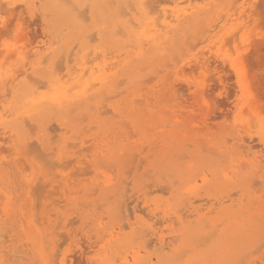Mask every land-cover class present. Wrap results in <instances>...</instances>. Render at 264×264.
Returning a JSON list of instances; mask_svg holds the SVG:
<instances>
[{"label": "rangeland", "instance_id": "374dc122", "mask_svg": "<svg viewBox=\"0 0 264 264\" xmlns=\"http://www.w3.org/2000/svg\"><path fill=\"white\" fill-rule=\"evenodd\" d=\"M1 1H0V4L3 5L4 3H2ZM66 1H68V0H66ZM178 1L180 2V0H178ZM181 1L183 2V0H181ZM197 1H198L197 3H200V4L202 2V0H197ZM207 1L208 0H203L202 3H204V2L206 3ZM241 1H243V0H241ZM183 3L184 4H181V2H180L181 6H185V4H187L186 2H183ZM256 4H259L261 6L256 5ZM256 4H255L256 7L252 4L249 5V6L252 5L254 8L253 7L249 8L248 6L245 5L246 11L249 12V13H247L246 11L244 12V14H245L244 17L246 19L243 18V16H242V18L240 20H238L237 22L235 21V23L233 22L234 24H236V26H237V23L239 26H241L240 24L243 22V20L244 19L247 20V21L244 20L243 23L244 24L246 23L247 27L249 25L248 28L250 31L248 32V34L244 33L245 37H247V35L250 36V37L248 36L247 38H245L246 40L249 39L248 41H246L245 39L243 41H241L240 35L238 37V34H236L237 36L235 35L234 38L238 37L239 39L238 38H236V39L239 43L237 41L236 42L234 41L236 39L232 40V38L229 36L228 37L231 40L230 39L228 40L227 36L225 37L226 38V40H225V38H223L224 36L222 35L223 33L217 32L216 38L214 39L215 43L212 42L213 40L211 42L206 41L205 43L198 44L197 46H194L193 48L188 49V45H189L188 41H191V40H186V39H189V38H186L185 40H182V41L180 40L174 49L164 53L165 55L163 54L162 55L163 57H161L160 60L159 59L149 60L146 64L147 66L144 67L143 65H145V64L142 65L143 68H140L141 65L140 66L138 65L140 69L138 68L136 63H133L131 70L129 72L130 73V79L129 80L126 78H122L125 80H121L119 78V80H121L122 82L117 81V86L115 85L113 91H111L108 94H104L101 98V101H100V99L95 100V102L100 101L101 103L103 101L102 104L105 105V106L104 105L102 106V104H100V106L103 107V109L101 108V110L104 112H103V114L99 115L98 116L99 118L95 119V121L89 119V117L87 116V112L84 110L83 107H79L75 110H72V113H71L72 115H70L71 117H77L76 121H72V119H69V118L67 119L69 121L68 126H72L73 124H76L77 129L74 130L73 128L69 127V128H67V130L64 129L63 131H61V129H63V127L65 128V126H60L59 125L60 121L58 120L57 114H53L50 117L51 121H50V119L46 120L45 125L41 127L42 132L40 133V128L37 124H35L34 122L31 123V121L29 119L24 118L26 120H24L25 123L23 122L22 124L27 125L26 127L25 126H23V127H24V129L26 128V130H25L26 138L27 139L29 138L27 140V142H28L27 145H28L29 149H30V147H32L31 151L29 150L27 152V149H26V151L24 152V155L26 158L29 156L27 158V160H28V162H30L32 164V166L35 165L33 167L34 170H35V167H37L36 171H34L31 166H29V167L27 166L28 163L26 160L25 161L21 160V158L25 159L24 155L19 156L20 157L19 159H18V157L13 159L12 157H16V156L14 155V151L11 149L10 144L8 143L9 141L6 138L7 135H5V136L0 135L1 136L0 139L2 138L0 140V154H1L0 155V192H1L0 204H2V207H3V204H5V202H6V200H4V199H6L5 198V192L7 191L10 194L12 193L10 195L11 196L10 198L12 199V201H11L12 204L16 206L15 208L19 207L18 211H16L14 217L11 219L6 218L4 215L1 216L2 213L0 215L1 216L0 222H2L1 220L3 219V217H5L7 220L5 222V219H3L5 226L3 225V222H2L3 226L0 224L2 226V227H0L1 228L0 233H2V236H4L7 233H8V236L10 235L9 238L6 235L5 236L7 238L5 236L2 238L3 239L5 238L4 241L5 242L7 241L6 244L11 245V243H13V247L15 246V249L10 247L12 252H14V253H12V252L10 253L12 257L10 258V254H8L9 259H7V256H6L5 260H7V261L15 260V261H18L19 264H35V263L36 264H45V262L41 263L37 260L35 254L33 253L34 250H33V247L31 246V244L28 243L29 245L28 244H27L28 246L26 245V242H25L26 238H24L25 236H23V235H25L24 232H25V229L27 228L25 226H27V225H24L25 222L22 218L24 216L26 218V213H27L26 210L27 209H25V206L24 207H20V206H22L23 205L22 203L25 202L22 200H24V199L26 200L28 197L25 194H23L24 188H23V183H22L21 178L24 177L23 176L24 174L29 176V174H28V173H30L29 170L31 172L34 171V174L36 175L35 177L38 178L37 175H38V173H40V170H42L40 168H42V166L43 167L46 166L45 170H43L45 174L42 173V171H41L42 175L43 174L46 175V173L50 172L51 170H55V171H51L50 173H48L49 178H48V176H46V178L47 179L52 178L51 180H54V176H58V178L56 177L57 179L55 178L56 182L53 183L52 185H55V184L59 185V183L62 184L64 181V180H62L63 177L65 178V181H66V179H68V181H66L65 183H63L64 185H62V187L64 186L66 190L68 189V186H67L68 184H71L73 186L77 185V187L76 186L73 187L74 189L72 187H70V189L72 188V193L70 192L71 190L69 189V192L71 195L70 196V195H66V194H68V191H66L67 193L65 192L66 194L64 193V191H65V190L63 191L64 187H63V189L61 186L56 187V185H55L56 188L55 187L52 188L53 186L51 187L48 185L46 187L45 186L46 184H44V183H47V181L42 178L43 182L41 181V183H40L39 179H38V182L36 180L37 183L34 182V184H33V187L37 186V188L34 187L33 191H30L31 193L29 196V200L26 201L27 204H28V202H30V200H33V203L35 202L34 205L32 203L31 208H32V212L34 211L32 214L34 216L35 222H36V224H38L36 226L39 227V225H40V227H39L40 230H45V232L48 234V236L46 238L47 240L45 239L46 242L48 240L53 241L51 246H50V250L51 249L53 250V255H54L52 258V260H53L52 264H53V262H55V264L56 263L60 264L61 259L64 256H65V258H67L65 260L64 264H66L67 261H68V264H70V263L72 264L73 261H74L73 264H81V262L83 261L82 259L79 258V256L81 257V254H80L81 252L84 254V256L86 254L87 257L85 256V258L92 259L94 261V262H92L93 264L96 263L95 261L100 263L101 261H99V260L105 259V255L108 253V250H107V248H105L107 253H105L106 251H104V250H103V253L100 252V250H102L100 248V246H102V244H101L102 242L100 243L99 242L100 239L96 238L97 236H96L94 230L95 229L97 230L98 229L97 227H105V228H111L112 226L116 227V226L120 225L122 222L123 223L121 224V226L123 228L122 227L121 228L124 229V230H122V232L124 234H130L132 227H139L141 224H144V225L151 226V228L153 230H155V232L158 231L159 233H162V235L165 234V237H166L165 243H167V242H169L170 244L176 243L175 245H172V247H174L176 250V252H175V250L173 249L174 253L172 254V250L171 251L169 249L167 250V248H165V250H160L159 244L154 242V241L152 242L151 240H154V239H153V237L151 238L149 236L148 240L151 242L149 243V241H148V244H150V245L145 246L147 248H145L144 251L141 250L140 252L146 260H148V259L151 260L150 264H165L166 258L170 257V256L173 257L174 261H176L178 264H200L201 262H203V264H204L205 262H207V260H209V261L212 260L211 258L213 256V254L215 256L217 255V258H219L220 257V255H218L219 249L223 248L227 243L232 242L233 240L238 244V251L235 254V255H237L236 260L232 259L233 254H231L230 250L227 248L224 250L225 258H224V262L222 264H230V262H235V261L237 262V261H241V260H243L244 264H255L256 262H258L257 264H264V260H263L264 259V126H262L264 124V92H263L264 91V52L262 53L261 42H260V37L262 34H264V28H262V26L260 25L261 24L260 21L262 20V16H264V14H263L264 9L262 7L264 5V0H259ZM257 7H259V10ZM251 9L253 10V12L249 11ZM0 10L3 11V8H1ZM255 10H257V11H255ZM81 11H83V10H81ZM260 11H263V12H261V15L263 14L262 16L259 13ZM24 12L26 13V10ZM84 12H85L84 14H87V16L89 17L88 8L85 9ZM19 13L20 12L17 11V14H18V15L16 14L17 18H18V16H20ZM250 13L253 14V15L251 14V16H250L251 19H250V17L246 16L247 14L250 15ZM256 13H258L257 14L258 16L256 15ZM37 14L38 13H35L36 16L34 15L33 16L34 19H33V18H28L29 16H26L27 15V13H26L25 16H21V17H23V20L21 22H25V25H28L27 27H25V28H27V30L25 29L26 32L29 29L31 30V31L30 30L28 31L29 33H27L26 34L27 36L25 35V37H28V35H29V37H28L29 40H30V38L33 37L30 41L27 38V41H29V42H27L26 39H24L23 41L27 42V44L28 43L31 44V47L34 46L35 48L37 47L36 49L39 48V50H40L39 46H41V45H42L41 46L42 48L47 47V45L49 44V37L48 36H47V38L43 37V35L46 36L47 32L45 31L46 34L45 33L42 34V32H44V30H46V29H44L42 31V28H40V27L44 26V24L42 26L39 25V24H42L43 22L41 21V18L40 19L36 18ZM254 14H255V16H254ZM38 17H40V15ZM252 18H253V20H252ZM34 20H35V23H34ZM248 20H250V21H248ZM25 25H23V26H25ZM30 25L32 27H29ZM34 27L35 28L38 27L40 29H38V28L35 29ZM45 27H43V28H45ZM233 27L237 28V27H235V25H233ZM23 29H24V27H23ZM48 29L49 28H47V31H48ZM238 29L239 28H237V30ZM32 30H33V32H32ZM237 30H236V33H237ZM92 32H95V31L91 30V32H89V33L91 34ZM33 33H35V34H33ZM245 34H247V35H245ZM21 35H22V33H21ZM94 36H95L93 38L94 40L88 39V41L92 40L95 42L96 41L95 38L97 37L96 32L94 33ZM19 37H20V35H19ZM21 37L25 38L23 36H21ZM220 37H222L225 40V44H222L224 42H223L222 38H220ZM118 38H117L118 40L123 39L122 37H118ZM219 38L222 41L221 43L219 41ZM253 38H254V40H253ZM33 39H36L37 41H34ZM255 39H257L256 42H254ZM250 40L252 41L251 42L252 46L250 45ZM185 41H187V42H185ZM216 41H218L217 42L218 44L216 43ZM24 42H23V44H22V40H21V43L20 42L19 43L13 42L15 44L14 45L15 48H14V46L11 48H6L5 51H7L8 49L9 50L10 49L11 50L18 49L17 48L18 46L21 48L24 46ZM94 42H93L94 46H92L91 43L89 42L91 47H96V46L100 47L102 45V43H99L100 40L98 38H97V42H95V43ZM231 42L235 45V47L238 46L240 49V53H241L240 55L241 56H239V58L242 57V59L238 58L237 59V60H239L238 63L236 61V56H235L236 50H235V47L233 46V44ZM0 43L2 45V46H0V55H1V53L5 49V46H4L3 40H0ZM212 43L215 44L213 46L214 48L211 47L213 45ZM229 43H231L232 48L230 46H227V44L230 45ZM27 44H25V45H27ZM247 45H250L251 48L258 47L261 50L260 51L261 55H260L258 61H256L257 58L255 57V54L253 53L254 48L251 49L250 46H247ZM179 46L180 47L182 46V47L179 48ZM219 46L221 48H223L224 50H226V48L228 49V47H229V49L226 52L222 53V51L219 50L220 49ZM223 46H225V47H223ZM241 47H242V49H241ZM248 47L250 48V50ZM182 48L184 50H182ZM217 48H219V49H217ZM211 49H212V52H211ZM230 49H232V50H230ZM9 50H8V52H9ZM41 50H43V49H41ZM215 51H217V53L219 52L218 55L222 54L221 57L226 59V61H228L230 63V65H228V64L220 65L221 63L217 60H216L217 62L215 63L216 58H215V55H213V52L215 54ZM198 52H200V54H198ZM205 52H207V54ZM209 52H211V53H209ZM6 53L7 52H5V54ZM201 54H203V55H201ZM233 54H234V56H233ZM7 55H9V54H7ZM111 55H114V53H112V51H111ZM173 55H175V57ZM176 55H177V57H176ZM2 56H5V55L2 54ZM6 56H5V58H6ZM199 56L202 57L203 60L206 58L205 60L207 61V64L210 63L212 67L209 64V68L207 69V71L206 70H204V71L198 70V69L194 70L195 67L192 65L194 64L195 59L200 60ZM209 56H210V58L212 56L211 61L209 59H207V58H209ZM244 56H245V58H244ZM11 58L9 60H11ZM15 58L14 59L12 58L13 59L12 61H14L13 64L16 65L18 62ZM174 58H175V60H174ZM190 59H191V61H190ZM192 59H193V61H192ZM3 60H4V57L0 59V64L3 63L2 65L6 66V64L8 62L5 64L6 59L4 60L5 62ZM98 60H99V58L97 59V61ZM162 60H164V61H162ZM159 61H160V64H158ZM241 61H243L241 66L244 65L243 67L244 68L246 67L245 69L243 67L241 68L239 66ZM9 62H11V61H9ZM59 62H61V61H59ZM164 62H166V64H164ZM185 62H187V63H185ZM218 62L220 64H218ZM245 62H246V64H245ZM71 63L72 62H70V64ZM234 63H237V64L234 65ZM10 64H12V63H10ZM8 65H9V63L7 64V66ZM19 66H21V65H19ZM62 66H63V68H62L63 71H60V72L65 71L64 70L65 69L64 63L62 64ZM190 66H192L194 69L191 68L193 70H190V68H189ZM178 68L179 69L184 68L185 73L188 72L189 75L186 74L187 76L185 75V77H184V75L182 77H179V75L181 76L180 72L184 73V69L182 70L183 71L182 72L181 70H178ZM187 69L191 72H189ZM240 69H241V72H240ZM175 70H178L179 75H177V71H175ZM208 70H209V72H208ZM194 72H195V74H194ZM238 73H239V75H238ZM192 74H193V76H192ZM197 74H198L199 78H201V79H197L198 78ZM194 75H196L197 77ZM207 75H208V77H207ZM191 76H192V79H194L193 82H192V79L190 78ZM240 76L241 77L244 76L245 79L244 78L241 79ZM217 77L222 78L221 80L223 81V84H220L218 82ZM210 78H211V80H210ZM212 78L214 81L212 80ZM214 78L215 79L217 78V79L215 80ZM239 78H240V80H243V83L244 82H246V83L243 85L242 81H240ZM173 79H174V81H173ZM255 79H258V80H255ZM178 80H180V82ZM204 81H206V83H207L205 86H206V89H208V90L205 91L204 96L200 97L199 91L202 87H204V84H205ZM250 82H251V86H250ZM258 82L260 84V88H259ZM173 83H175V84L173 85ZM182 83H183V85H181ZM118 84H120V85H118ZM149 84H150V86H149ZM161 84H162V86H161ZM247 84H248V89L250 91L247 90V86H246ZM252 84H253V86H252ZM170 85H171V88H170ZM172 85L174 87L177 86L176 89H179V87H180V90H182V91L175 90V88ZM199 85H201V86H199ZM224 85H225V87H224ZM234 85H235V87H234ZM189 86H191L192 88L189 89L190 88ZM172 87L174 88V90L172 89ZM252 87H253V89H252ZM142 88H145L146 90H143ZM168 88L172 89V90H168ZM198 88H200V89H198ZM41 89H42L41 91L45 90L42 88V86H41ZM165 91L167 94L165 93ZM174 91H175V94H174ZM184 91H186V92L184 93ZM212 91H214V92H212ZM124 92H126V93H124ZM169 92H170V94H172L171 96H170ZM196 92H197V94H196ZM122 93H124V94H122ZM250 93H252V94H250ZM160 94H162V96L163 95L164 96L162 97V96H160ZM173 94H174V97H173ZM183 94H185L186 96ZM253 94H254V96H253ZM134 95H135V97H133ZM195 95L198 96V98ZM250 95L255 97V98H251ZM159 96L162 98L159 99ZM180 96L182 98H180ZM226 96H227V98H230V99H227ZM175 97H177V98H175ZM137 98L139 100H141V99L142 100L138 101ZM167 98L169 100H167ZM195 98H197L199 100L198 104H197V99H195ZM249 98L251 99V101H253L252 103L250 101H245V100H248ZM132 99H136L138 101V102L135 101L136 104H139L141 106H138L136 104L133 105L134 100L132 101ZM170 99L172 101H170ZM105 100H106V102H104ZM205 100L208 103L205 102ZM216 101H218V102H216ZM141 102L143 104H141ZM247 102H250L249 104H250V106H252L251 108L256 107L255 111H253V109H251L248 106L249 104H247ZM256 102H257V104H256ZM245 104H247V106ZM148 105H150V106H148ZM254 105H255V107H254ZM154 106H156L157 108ZM244 106H245V108L242 109V107H244ZM143 107H144V111L142 112L141 110L143 109ZM128 108H130V110ZM131 108H132V110H131ZM207 108H209V110H207ZM258 108H259V110H258ZM109 109H110V111H109ZM139 109L141 112L138 111ZM213 109H215V110H213ZM241 109H242V112H241ZM246 109L250 110L249 113ZM90 110L93 111V107H91ZM106 110H108L109 112H107ZM221 110H223V111H221ZM102 111H101V113H102ZM208 111H210V112H208ZM258 111L262 114H260ZM225 112H226L227 116H226ZM246 112L248 114L251 113L250 116L247 115ZM107 113H109V114H107ZM144 113L150 115V120H144L145 122L141 121L145 117ZM243 113L246 114V117H245V115H243ZM257 113H259V114H257ZM80 114H81V117H79ZM151 114H152V116H151ZM206 114H208V116H206ZM142 116H144V117H142ZM212 116L214 119L212 118ZM248 116L251 119H249ZM153 117L155 119L151 120V118H153ZM223 117L224 118L227 117V119H224ZM252 117H254V118H252ZM137 118L140 120L139 123H138ZM217 118H219V120ZM169 120H171V122H168ZM227 120H229V121H227ZM252 120L254 121V123H252ZM26 121L28 122L27 124H26ZM47 121L49 122V124L47 123ZM156 121H158V122H156ZM32 124H34L35 127ZM158 124H159V127H157ZM163 124L165 125V127H162V126H164ZM166 125H167V127H166ZM211 125H213L214 128L211 127ZM249 125H250V127H249ZM91 126H94V127H91ZM175 126H178V127H175ZM253 126H256V127H253ZM45 127H49L48 130L49 131L51 130V131L48 133V130ZM132 127H134V128H132ZM30 128H31V130H29ZM44 128L46 130H44ZM136 128L138 130H136ZM178 128H179V130H178ZM78 129H81V131H79ZM174 129H176L177 131L176 130H175L176 132L173 131ZM170 130H172L171 133H170ZM53 131H54V135H53ZM44 132H45V134H44ZM174 132L176 134H179V135L175 134L176 135L175 136L173 134ZM181 132H182V135L180 134ZM183 132H186V134ZM196 132H198V133H196ZM0 133H1V131H0ZM99 133H101V135ZM132 133H135V134H132ZM30 134H32V135H30ZM40 134H43L44 135L43 138H45L44 147L46 148V146H48L51 148L49 151L47 150L48 152H46L47 148L43 149V148L39 147L40 145L38 143L39 142L38 138L40 137ZM188 134L190 137L187 136ZM191 134H193L194 136ZM195 134H196V136H195ZM79 135H80V137H79ZM133 135H134V137H133ZM173 135L175 136V138L173 137L174 140L169 139V140H165L163 142H158L159 138H161L162 136H163V138H167V136H173ZM131 136H132V138H131ZM179 136H182V138H180ZM191 137L193 139H195L196 141L194 142V140ZM4 138H6V139H4ZM80 138L85 139V140L88 138L94 139L92 142L96 145V148L89 150L90 147L92 148V146H90V143H92V142L86 143L85 145L82 146L83 147L82 148L80 145ZM242 138H243V141H242ZM50 139H51V141H50ZM63 139L66 141L65 144L62 141ZM148 139L150 141H148ZM251 139H252V141H251ZM3 140H7V141L2 142ZM152 140L156 141L157 143L154 142V143L149 144V142H152ZM31 141L32 142L35 141V143L31 144ZM50 142L54 143L53 148L55 150H57V152H54L55 150L52 148V143H50ZM177 142L179 144L178 147L173 148L175 146V144H177ZM66 143H70L71 145L67 144L68 145L67 146ZM74 143H76V144H74ZM192 143H193V146H192ZM194 143L195 144L197 143V144L195 145ZM242 143H244V144H242ZM35 144L37 145V147H34V146H36ZM73 144L75 146H73ZM57 145H58V147H57ZM187 145H188V147H187ZM247 145H249V146L252 145L250 151L248 149H246ZM258 145H261V146L258 147ZM64 146H65V148L67 146V149H64L63 155L62 154L58 155L61 152L60 148H64ZM79 146H80V148H79ZM85 146L86 147L89 146L87 148L88 150H86ZM155 146L157 148H154ZM189 146H192L193 152H192V150H190L191 147H189ZM72 147H74V148H72ZM144 147H146V148L144 149ZM198 147H199V149L201 147V150H199ZM2 148L5 149V150L3 149V151H5V152H2ZM6 149L10 150V151H7ZM38 149H40V151H42V152L44 150L45 152H43V153H49L50 152V154L48 155V157H47V155L45 156L43 153H42L43 154L42 155V154H40L41 152L38 151ZM80 149L82 151H79ZM76 150H78L79 152H75ZM83 150H85V151H83ZM166 150H168V151H166ZM202 150H204V151L201 152ZM212 150H214V151H212ZM256 150L258 153L256 152ZM90 151H92V153ZM242 151H243V153H242ZM32 152H33V155H31ZM34 152H35V154H34ZM67 152H68V154H67ZM165 152H167L168 155H165L167 157L164 160V157H165L164 153ZM210 152L214 153L215 155L214 154L212 155V153H210ZM2 153H3V156H2ZM4 153L6 154V156H7V154H9L7 157H9L10 155L11 156L13 155V156L12 157L10 156L11 158L10 157L7 158ZM25 153H28V155ZM36 153L38 154V156ZM74 153H76V154H74ZM157 153L159 156L157 155ZM184 153H186V156L183 155ZM248 153L250 155H248ZM51 154H53V155H51ZM77 154L82 155L88 161V163H91L92 166H94L92 168L89 167L90 169H92V171L89 168L85 169L83 173L76 171L77 169L74 168V165L72 166L73 163H71V162L73 161L72 158L73 157L76 158ZM149 154H150V156H148ZM68 155H69V158H68ZM173 155L174 156L177 155V157H174ZM33 156H35V157L37 156V158L39 156H42L45 158L47 157L46 159L47 160L50 159V160H49V162L46 160L48 162V164H46L44 161V158L41 157L40 158L41 162H39V161L36 162L37 158H34ZM62 156H64V159L61 158ZM162 156H164V157H162ZM171 156H173L174 158H172ZM184 156L186 158H184ZM188 156H190V157H188ZM258 156H259V158H258ZM60 158L63 159V161H61V163L63 162V164H61L60 160H58ZM176 159H178V160H176ZM15 160H16V162H13ZM37 160H39V158ZM64 160H66L68 162H66ZM38 162H39V164L41 163L40 165H42V163H43V165L40 167ZM52 162H55V163H53L55 166H56L57 162H59L57 164H61V165H59L60 167L56 166L57 167L56 168L52 164ZM13 163H17V165L13 164ZM44 163L46 164L45 166H44ZM13 165L18 166L20 168H24V172L19 173V171L21 169L18 170V167H15ZM49 165H51V166H49ZM25 166H27V167L25 168ZM62 166H63V168H61ZM138 169H140V170H138ZM59 170H60V172H59ZM89 170L92 173L89 172ZM16 171H18V173ZM25 171H28V172L25 173ZM21 172H22V170H21ZM69 173H70V175H69ZM72 173L73 174L78 173V175H76V177L74 176L75 178H73ZM20 174H22V175H20ZM41 174H39V175H41ZM89 174H90V176H89ZM42 175L39 177H42ZM106 177H110V178L114 179V180H112V185H113L112 187L111 186L108 187L106 185L107 184L106 183L107 182ZM204 177H206L205 179H207V180H205V179L202 180V178H204ZM86 179H87V181H86ZM105 180H106V182H105ZM67 182H69V183H67ZM80 182H81V184H80ZM252 182L254 184H252ZM66 183H67V185H66ZM149 183L150 184L154 183V184H152L154 187L152 185H150ZM164 183H166L165 186L168 187V189L165 186L162 187V185ZM41 184H43L42 185L43 188L45 186L44 190H41V189H43L42 187H41V189L39 188V186ZM97 185H99V186H97ZM191 185H192V188L190 187ZM9 187H11V188H9ZM106 187H108V190L106 189ZM148 187H150V188H148ZM193 188H194L195 192L193 191ZM220 188L225 189L224 192H222L223 195L220 192ZM46 189H50V190L46 191L48 193V195L45 192ZM58 189H59V191H58ZM79 189H80V191H79ZM154 189H155V191H154ZM158 189H159V191H158ZM163 189L165 190L164 193H163V191H161ZM36 190H39V191L37 192ZM91 190H93V191H91ZM49 191L51 193H49ZM75 191H77V194L74 196L72 194H75L76 193ZM124 191H126V192H124ZM146 191H147V193H146ZM7 192H6V195L8 194ZM44 192L46 193V195L48 197H46V195H44L45 194ZM90 192H91V194H90ZM92 192H94V193H92ZM133 192H135V193H133ZM182 192H183V194H181ZM59 193H61V195H59ZM233 193H234V195H233ZM227 194H228V196H227ZM87 195H89V196L87 197ZM12 196H13V198H12ZM34 196H36V197L34 198ZM73 196L75 198H77V199H74V201H72ZM1 197H3L4 199ZM59 197H60V199H59ZM133 197H135V198H133ZM189 198H191V199H189ZM195 198L198 200H196ZM218 198L220 199V201H222V202L224 201V202L221 203ZM227 198H228V200H226ZM37 199H39L38 202H37ZM61 199H62V201H61ZM193 199H194V202H193ZM200 199H203V201L202 200L200 201ZM204 199H205V201H204ZM209 199H211V200H209ZM213 199L215 200V202ZM50 200L52 201V203ZM76 200L77 201L79 200V201L77 204H74V202L75 203L77 202ZM195 200H196V202H195ZM206 200H208L207 203H206ZM218 201H219V203H218ZM41 202H42V204H41ZM64 202H65V205H64ZM186 202H187V204H186ZM26 203H24V204H26ZM36 203H38V204H36ZM66 203H68V205ZM137 203H139V206H137L138 205ZM45 204H48V205H45ZM121 204H122V206H121ZM221 204H223V205H221ZM36 206L37 207L43 206V208H41V210H40ZM142 206L145 208L142 209ZM176 206L178 209L176 208ZM21 208H23V211H20ZM44 208L46 209V211H43ZM117 208L121 209V211ZM174 208H176L177 210ZM192 208H194V209L199 208L198 210L200 212H202V213H200V215L204 216V217H200V216L194 217L193 216L194 212L193 213L190 212V211H192ZM144 209H146L145 210L146 212L144 211ZM187 209H188V211H187ZM38 210H40V212H38ZM0 211H1V209H0ZM118 211H120V213H122V212L123 213L120 214V213H118ZM126 211H130V212L128 213ZM174 211L176 214L173 213ZM210 211H212V212L210 213ZM24 212H26V213H24ZM48 212H49V214H48ZM72 212H74V213H72ZM178 212H180V213L178 214ZM39 213H42L43 218L40 217L41 214H39ZM130 213H131V215H130ZM19 214L22 215L21 218H20ZM43 214H44V216H43ZM81 214L83 215V217ZM128 214L130 215V218H129ZM147 214H148V216H147ZM182 214H183V216H182ZM186 214L187 215L189 214L190 216H192V217H188L190 220H188V218L186 219ZM225 214H227V215H225ZM248 214H249V216H248ZM45 215H47V218H48V215L49 216L54 215V216H52L53 218L49 217L48 219H44ZM78 215H79V217H78ZM123 215H124V217H123ZM177 215L181 216L182 217L181 219L182 220L184 219L183 222L184 223L186 222V223L185 224L184 223H182V224L178 223L176 218L179 216H177ZM36 217H38V218L36 219ZM71 217H73V219L75 218L74 221H72L73 219L71 220ZM147 217L149 219H146ZM193 218H195V219H193ZM197 218H200V220L204 218L205 220L203 219V221L200 222V220ZM39 219H41V220L44 219L45 221L44 220L41 221ZM154 219H155V222H154ZM233 219H235V221ZM51 220H52V222H51ZM75 220L76 221L78 220V221L76 222ZM94 220H96L95 221L96 223L94 222ZM175 220H176V223H174ZM186 220H188L189 222H187ZM195 220L197 222V226L195 225ZM21 221H23L24 223ZM57 221H60V222L58 223ZM98 221H99V223L101 222L103 225L100 224V226H99V224L97 223ZM169 221H171V222H169ZM244 221H245L244 225L247 226L246 227L247 231H245L246 233H241V231L237 230V227L240 228V226H242ZM48 222H50L51 225H50V223L48 224ZM56 222H57L58 226H56L57 228L55 229ZM22 223H23V225H22ZM42 223L43 224L45 223L44 224L45 227H42L43 226ZM209 223H211V224H209ZM232 223H233V225H231ZM65 224H67V225H65ZM129 224L132 227H130ZM218 224H220V225H218ZM171 225H174V227L172 226V230L174 229L173 230L174 233L170 229ZM181 225H182V229L180 230ZM188 225H189V228L186 227ZM217 225H218V227H217ZM23 226L25 227L24 232L22 229ZM183 226L186 228H184ZM201 226H202V228H201ZM226 227H228V228H226ZM4 228L6 229V231H4ZM190 228H194L195 230L191 231ZM224 228H226V229H224ZM115 229L117 230V228H115ZM10 230H12V232ZM252 230L256 231L255 241H253L254 238H251V234L249 233V231H252ZM168 231H170V232H168ZM182 231H184V233ZM71 232H72V234H70ZM204 232H207V233L204 234ZM62 233H64V234H62ZM171 233L175 234V235H173V234L169 235L170 237H174V236L176 237L175 242L171 241V239H173V238H170L169 236H167L168 234H171ZM180 233H182V235L179 237ZM99 234H101V233H99ZM185 234H187V235H185ZM201 234H202V236H201ZM59 235L61 238L62 237L63 238L61 239L59 237ZM196 235H198V237ZM175 237H174V239H175ZM178 237H179V240H178ZM181 237H182V239H181ZM187 237H190L188 239H190V242H192L191 244L193 247L192 246L187 247V248H184L185 249L184 250L182 248V245H183L185 240L189 241L188 239H186ZM259 237H261V238H259ZM90 238H92V239H90ZM168 238H170V239H168ZM8 239H11L10 243H8ZM242 239H244L245 241L242 242ZM83 240H84V243L81 242ZM177 240H178V242H177ZM0 241H1V239H0ZM89 241L91 243H93L91 246L94 248L89 247V243H90ZM179 241H180V243H179ZM206 241H207V243H206ZM190 242H188V243H190ZM218 242H219V244H218ZM14 243H15V245H14ZM97 243L101 244V245L97 246L98 245ZM103 243H104L103 244V246H104L105 242H103ZM177 243H179V244H177ZM193 243L195 245V248H194ZM212 243L214 244V246H212L213 245ZM79 244H81V245H79ZM259 244L260 245L262 244L263 246L261 245L262 246L261 247ZM20 245H23V247H21ZM70 245H71V247H70ZM95 245H96V247H95ZM210 245H211V247H210ZM256 245H257V248H256ZM59 246H60V248H58ZM203 246H205V248ZM206 246H208V248ZM72 247H73V249H72ZM104 247H106V245ZM104 247H102V248L104 249ZM187 249H189V250L186 251ZM73 250H74V252H73ZM256 250H258V251L256 252ZM20 251L23 253H21ZM93 251H95V252H93ZM253 251L255 253L252 254ZM19 252L21 254H19ZM203 252H205L206 254L204 253V255H202ZM4 253H6V252H4ZM104 253H105V255H104ZM182 253H185V255L181 256ZM13 254H15L16 256H14ZM57 254L59 256H57ZM103 255H104V257H103ZM198 255L201 258H199ZM181 257L183 259H181ZM194 257H198L199 259L197 261H195L197 258H194ZM203 257H204L205 261L202 259ZM75 258L80 259L81 261L77 262ZM70 259H72V261H70ZM215 259H216V257L214 258L215 263H213V264H217ZM128 260H131V259L129 258ZM84 261H86V260H84ZM84 261L82 264L86 263ZM13 262L14 261H12L11 264ZM7 263H4V264H7ZM92 263H90V264H92ZM132 263L133 262L131 260V264ZM8 264H10V263H8ZM15 264H17V263H15Z\"/></svg>", "mask_w": 264, "mask_h": 264}, {"label": "bare ground", "instance_id": "6f19581e", "mask_svg": "<svg viewBox=\"0 0 264 264\" xmlns=\"http://www.w3.org/2000/svg\"><path fill=\"white\" fill-rule=\"evenodd\" d=\"M1 1V0H0ZM241 0H208L206 3L204 2V3H202L203 2V0H202V2H201V4L200 3H197L198 1L197 0H183V2H186L187 4H185V6H181V4H184L181 0H180V2H181V4H180V2L178 1V0H68V1H66V0H14V2L15 3H18V4H20V3H31L32 5H33V7H32V9H27V8H25L24 9V11L26 10V13H27V15L26 16H29L28 18H33V16L35 15V13H38L37 14V17L36 18H38V19H40L41 18V21L43 22L42 24H39V25H43L44 24V26H42V27H40V28H42V31L44 30V29H46V30H44V32H42V34L43 33H45L46 34V32H47V34H46V36H44L43 35V37H46L47 38V36L49 37V44L47 45V47H41V46H39L40 47V50H39V48L38 49H36L34 46L33 47H31V44H27V42H29L32 38H30V40H29V35H28V37H25V35L27 34V33H29L28 31L30 30H28L27 32H26V30H27V28H25V27H27L28 25H25V22H22V29H21V33H22V35H21V33H19V35H20V37L21 36H23V37H25V38H20L19 37V35L18 36H16L15 38H14V41L13 42H15V43H21V40H22V44H23V40L24 39H26V41H27V38H28V40L29 41H27V42H24V46L23 47H17L18 49H14V50H9V52H8V50L7 51H5L6 50V48L4 49V53L2 52L1 53V57H0V59L1 58H3L4 57V60L6 59V62H5V64L8 62L9 63V65L7 66V64H6V66L5 65H2V64H0V131H1V133H0V135H2V136H5V135H7L6 136V138L8 139V143L10 144V147H11V149L14 151V155L16 156V157H12L11 155V157L14 159V158H17L18 157V159L20 158L19 156H23L24 155V152L26 151V149H27V152L30 150H32L31 148L32 147H30V149H29V147H28V142H27V140L29 139H27L26 138V135H25V130H26V128L24 129V127L23 126H27V125H25V124H22L23 122H24V120H26V119H24V118H27V119H29L30 121H31V123L32 122H34L35 124H37L38 126H39V128H40V133L42 132V129H41V127L42 126H44L45 125V122H46V120H49L50 119V121H51V115H53V114H57V117H58V120L60 121V123H59V125L60 126H65V128L63 127V129H61V131H63L64 129L65 130H67V128H73L74 130L75 129H77V126H76V124H71L72 126H68V123H69V121L67 120L68 118L69 119H72V121H76V119H77V117H71L70 115H72L71 113H72V110H75V109H77V108H79V107H83L84 108V110L87 112V116L89 117V119L90 120H94L95 121V119H97V118H99L98 116L99 115H101V114H103V112L104 111H102L101 110V108L103 109V105L104 104H102L103 103V101H102V103L100 102L101 101V98H102V96L104 95V94H108V93H110L111 91H113V89H114V87H115V85L117 86V81L118 82H122L121 80H125V79H122V78H126V79H130V70H131V67H132V64L133 63H136V65L138 66H140V68H143L142 67V65L143 64H145V65H143L144 67L145 66H147L146 64H147V62L149 61V60H153V59H159L160 60V58L161 57H163L162 55L164 54V53H166V52H168V51H170V50H172V49H174L176 46H177V44L179 43V41L181 40H185L186 38H189V39H186V40H191V41H188V49H191V48H193L194 46H197L198 44H202V43H205L206 41H209V42H211L212 40V42H214V39L216 38V33L218 32V33H220V32H222L223 34V38H225L226 36L228 37H231L232 38V40L233 39H236V38H238L239 37V35H238V37H236V38H234L235 37V35L237 34L236 33V30H237V28H240V26L238 25V23H237V26H236V24H234L235 23V21L237 22L238 20H240L241 18H242V16H243V18H245L244 17V12L246 11V8H245V5L246 6H248L249 8L250 7H253L252 5H254L255 7H256V5H259V4H256L259 0H243V1H241ZM257 1V2H256ZM2 3H5L6 2V0H2L1 1ZM169 2V3H168ZM240 2V3H239ZM256 2V3H255ZM168 3V4H167ZM250 4H252L251 6H249ZM256 4V5H255ZM1 5V4H0ZM38 5H39V7H38ZM84 5H91V6H94V7H89L88 8V14H89V18L91 19V23H90V25L87 27V28H83V27H81L78 23H77V21H76V19H75V16H76V12L72 9V7L71 6H79V11L80 12H82L83 14L85 13L84 12V10H85V8L83 7ZM263 5V4H262ZM66 6H68V7H66ZM259 6H261V5H259ZM38 7V8H37ZM263 7V9H264V5L262 6ZM2 8V7H1ZM0 8V9H1ZM248 8V9H249ZM254 8V7H253ZM258 8V10H259V7H257ZM245 9V10H244ZM81 10H83V11H81ZM0 11H2V10H0ZM249 11H252L253 12V10L251 9V10H249ZM255 11H257V10H255ZM40 12V13H39ZM247 12V11H246ZM261 12H263V11H260L259 13H260V15H261ZM247 13H249V12H247ZM17 14V13H16ZM20 14V13H19ZM251 14L252 13H250V15H246V16H248V17H250L251 16ZM258 13H256V15H257ZM263 14H264V12H263ZM262 14V15H263ZM18 15V14H17ZM40 15V17H38ZM87 15V14H86ZM253 15V14H252ZM261 15V16H262ZM36 16V15H35ZM235 16V17H234ZM254 16H255V14H254ZM253 16V17H254ZM258 16V15H257ZM94 17V19H92ZM264 16H262V18H263ZM20 18V19H19ZM22 18V19H21ZM17 19H19V20H23V17H21V15L20 16H18V18ZM34 19V18H33ZM37 19V20H38ZM246 19V18H245ZM244 19V20H245ZM250 19H251V17H250ZM30 20V19H29ZM36 20V21H37ZM244 20H243V22H244ZM252 20H253V18H252ZM251 20V21H252ZM27 21V20H26ZM245 21H247V20H245ZM248 21H250V20H248ZM39 22V21H38ZM234 22V23H233ZM255 22V21H254ZM253 22V23H254ZM258 22V21H257ZM261 22V21H260ZM259 22V23H260ZM24 23V24H23ZM34 23H35V20H34ZM233 23V24H232ZM249 23V22H248ZM29 24V23H28ZM244 24V23H243ZM23 25H25V26H23ZM32 25V24H31ZM29 26V27H32V26ZM233 25H235V27H237V28H234L233 27ZM241 25V24H240ZM244 25H246V23L244 24ZM261 25V24H260ZM46 26V27H45ZM239 26V27H238ZM23 27H24V29H23ZM43 27H45V28H43ZM248 27H249V25H248ZM252 27V26H251ZM250 27V28H251ZM35 28V27H34ZM38 28V27H37ZM37 28H35V29H37ZM40 28H38V29H40ZM47 28H49L48 29V31H47ZM26 29V30H25ZM32 29V28H31ZM91 30H94L95 32H96V41L95 42H97V38L100 40V42L99 43H102V45L100 46V47H91V45L92 46H94V44H93V42L94 41H92V40H90V41H88V39H85L84 38V34H85V32H91ZM31 31V30H30ZM40 31V30H39ZM46 31V32H45ZM238 31V30H237ZM250 30H249V28H248V32H249ZM24 32V33H23ZM32 32H33V30H32ZM95 32H92L91 33V35L93 36V37H95L94 36V33ZM248 32H247V34H248ZM258 32V31H257ZM252 33V32H251ZM254 33V32H253ZM33 34H35V33H33ZM247 34H245V35H247ZM221 35V36H222ZM27 36V35H26ZM36 36V35H35ZM122 37L123 39L122 40H118L119 38L118 37ZM237 36V35H236ZM249 35H247V37H248ZM260 36V35H259ZM41 37V36H40ZM227 38L228 40L230 39V38ZM247 37H245V38H247ZM250 37V36H249ZM35 38V37H34ZM118 38V39H117ZM220 38H222V37H220ZM220 38H219V41H220V43L222 42L221 40H220ZM222 38V40H223V42L224 43H222V44H225V40H226V38H225V40ZM45 39V38H44ZM239 39V38H238ZM18 40V41H17ZM34 41H37L36 39H33ZM94 40V39H93ZM231 40V39H230ZM246 40V39H245ZM249 39H247L246 41H248ZM253 40H254V38H253ZM256 40L257 39H255V41L254 42H256ZM51 41V42H50ZM92 41V42H91ZM235 42L237 41V39L236 40H234ZM46 42V41H45ZM91 43V45H90V43ZM94 42V43H95ZM185 42H187V41H185ZM218 41H216V43H217ZM227 42V41H226ZM229 42V41H228ZM238 42V41H237ZM251 40H250V45L252 46V44H251ZM2 43V42H1ZM1 43H0V46H2L1 45ZM32 43V42H31ZM38 43V42H37ZM47 43V42H46ZM215 43V42H214ZM214 43H212L210 46L212 47V48H214L213 46L215 45ZM232 43V42H231ZM231 43H229L230 45H228L227 44V46H230L231 48H232V46H231ZM239 43V42H238ZM14 44V43H13ZM25 44H27V45H25ZM45 44V43H44ZM218 44V43H217ZM233 44V43H232ZM236 44V43H235ZM15 45V44H14ZM37 45V44H36ZM187 45V44H186ZM250 45H247V46H250ZM38 46V45H37ZM45 46V45H44ZM221 46V45H220ZM219 46V47H220ZM226 46V47H227ZM233 46L235 47V45L233 44ZM251 46H250V48H251ZM182 47V46H181ZM180 46H179V48H181ZM223 47H225V46H223ZM236 47H238V46H236ZM236 47H235V50H236ZM3 48V47H2ZM14 48H15V46H14ZM76 48V49H75ZM249 48V47H248ZM247 48V49H248ZM250 48H249V50H250ZM254 48V50H253V53L255 54V57L257 58V60L256 61H258L259 60V57H260V55H261V50L258 48V47H253ZM253 48H251V49H253ZM41 49H43V50H41ZM210 49V48H209ZM217 49H219V48H217ZM223 48H221L220 47V49L219 50H221L222 51V53H224V52H226L228 49H229V47H228V49L226 48V50H222ZM241 49H242V47H241ZM246 49V50H247ZM182 50H184L183 48H182ZM230 50H232V49H230ZM111 51H112V53H114V55H111ZM181 51V50H180ZM248 51V50H247ZM5 52H7L6 54H5ZM211 52H212V49H211ZM211 52H209V53H211ZM206 54H207V52H205ZM229 53V52H228ZM248 53V52H247ZM246 53V54H247ZM263 53V52H262ZM2 54H4L5 56L7 55V54H9V55H7L6 56V58H5V56H2ZM198 54H200V52H198ZM219 54V52L217 53V51H215V54H214V52H213V55H215V63L217 62V61H219L218 62V64H220V65H225V64H228V65H230V63L228 62V61H226V59H224V58H222L221 56H222V54H220V55H218ZM241 54V53H240ZM111 55V56H110ZM165 55V54H164ZM201 55H203V54H201ZM205 55V54H204ZM9 56V57H8ZM16 58H15V57ZM174 57H175V55H173ZM231 56V55H230ZM233 56H234V54H233ZM241 56V55H240ZM253 56V55H252ZM10 57H12L13 59L15 58L16 60H17V64L15 65V64H13V62L14 61H12L13 59L11 58V60H9L10 59ZM176 57H177V55H176ZM200 57V56H199ZM214 57V56H213ZM99 58V60L97 61V59ZM173 58V57H172ZM202 57H200L199 59L200 60H194V64L192 65V66H194L195 67V69L192 67V66H190L189 68H190V70H196V69H198V70H206L207 71V69L209 68V64L210 63H208L207 64V61L204 59L203 60V58L201 59ZM211 58H212V56H211ZM210 58V56H209V58H207V59H209L210 61L212 60ZM241 59H242V57H240ZM239 58V59H240ZM244 58H245V56H244ZM255 58V59H256ZM238 58L236 57V61H237V63H238V61L239 60H237ZM15 60V61H16ZM165 60V59H164ZM164 60H162V61H164ZM174 60H175V58H174ZM187 60V59H186ZM217 60V61H216ZM9 61H11V62H9ZM59 61H61V62H59ZM166 61V60H165ZM190 61H191V59H190ZM192 61H193V59H192ZM235 61V62H236ZM64 63V67H65V73L64 72H60V71H63V66H62V64ZM70 62H72L71 64H70ZM242 62L243 61H241L240 62V67L242 68L243 66H241V64H242ZM10 63H12V64H10ZM62 63V64H61ZM151 63V62H150ZM185 63H187V62H185ZM184 63V64H185ZM192 63V62H191ZM237 63H234V65L235 64H237ZM158 64H160V61H159V63ZM164 64H166V62H164ZM163 64V65H164ZM168 64V63H167ZM244 64V63H243ZM245 64H246V62H245ZM19 65H21V66H19ZM59 65V66H58ZM72 65V66H71ZM233 65V66H234ZM19 66V67H18ZM136 66V67H137ZM139 66H138V68H139ZM210 66H211V64H210ZM247 66V65H246ZM61 67V68H60ZM182 67V66H181ZM212 67V66H211ZM210 67V68H211ZM228 67V66H227ZM59 68V69H58ZM139 68V69H140ZM191 68H193V69H191ZM215 68V67H214ZM222 68V67H221ZM238 68V67H237ZM244 68V67H243ZM246 68V67H245ZM244 68V69H245ZM58 69V70H57ZM62 69V70H61ZM138 69V70H139ZM184 68H182V69H179L178 68V70H183ZM239 69V68H238ZM248 69V68H247ZM178 70H175V71H177V75H179L178 74ZM188 70V69H187ZM210 70V69H209ZM209 70H208V72H209ZM189 71V70H188ZM205 71V72H206ZM222 71V70H221ZM227 71V70H226ZM245 71V70H244ZM183 72V71H182ZM189 72H191V71H189ZM240 72H241V69H240ZM246 72V71H245ZM244 72V73H245ZM64 73V74H63ZM175 73V72H174ZM184 73H185V69H184ZM181 73L180 72V74H181V76L179 75V77H182L183 75H184V77H185V75L187 74V75H189V73L187 72V73ZM198 73V72H197ZM202 73V72H201ZM194 74H195V72H194ZM186 75V76H187ZM229 75V74H228ZM192 76H193V74H192ZM192 76L190 77L191 79H192ZM194 76H196V75H194ZM197 76H198V74H197ZM196 76V77H197ZM231 76V75H230ZM207 77H208V75H207ZM239 77V76H238ZM241 77V76H240ZM119 78L121 79V80H119ZM195 78V77H194ZM218 78V77H217ZM216 78V79H217ZM242 78H244V76L243 77H241V79ZM256 78V77H255ZM188 79V78H187ZM197 79H201V78H199V76H198V78ZM205 79V78H204ZM203 79V80H204ZM215 79V78H214ZM215 79V80H216ZM222 78L221 77H219L217 80H218V82L220 83V84H223V81L221 80ZM228 79V78H227ZM230 79V78H229ZM245 79V78H244ZM193 80L194 79H192V82H193ZM209 80V79H208ZM210 80H211V78H210ZM212 80H213V78H212ZM239 80H240V78H239ZM255 80H258V79H255ZM40 83H39V82ZM173 81H174V79H173ZM172 81V82H173ZM179 82H180V80H178ZM214 81V80H213ZM212 81V82H213ZM240 81H242V83H243V80H240ZM205 82V84H204V87H202L201 89L200 88H198V89H200V91H199V94H200V97L201 96H204V93H205V91L206 90H208V89H206V81H204ZM208 82V81H207ZM210 82V81H209ZM216 82V81H215ZM248 82V81H247ZM252 82V81H251ZM251 82H250V86H251ZM241 83V82H240ZM246 82H244L243 83V85L245 84ZM144 84V83H143ZM151 84V83H150ZM150 84H149V86H150ZM175 83H173V85H174ZM180 84V83H179ZM199 84V83H198ZM216 84V83H215ZM258 84H259V82H258ZM40 85V86H39ZM118 85H120V84H118ZM172 85V86H173ZM178 85V84H177ZM181 85H183V83L181 84ZM242 85V86H243ZM41 86H42V88L43 89H45V90H43V91H41L42 89H41ZM45 88H44V87ZM161 86H162V84H161ZM196 86V85H195ZM199 86H201V85H199ZM208 86V85H207ZM231 86V85H230ZM233 86V85H232ZM247 86V90H249L248 89V84L246 85ZM252 86H253V84H252ZM256 86V85H255ZM174 87V86H173ZM172 87V89L174 90V88H175V90H178V91H182V90H180V87H179V89H176V87L177 86H175L174 88ZM184 87V86H183ZM187 87V86H186ZM190 87V88H189ZM188 88L189 89H191L192 87L191 86H189ZM212 87V86H211ZM224 87H225V85H224ZM229 87V86H228ZM234 87H235V85H234ZM244 87V86H243ZM258 87V86H257ZM170 88H171V85H170ZM182 88V87H181ZM209 88V87H208ZM259 88H260V84H259ZM143 90H146L145 88H142ZM172 89H169L168 88V90H172ZM183 89V88H182ZM197 89V90H198ZM252 89H253V87H252ZM149 90V89H148ZM184 90V89H183ZM213 90V89H212ZM167 91V90H166ZM166 91H165V93H166ZM233 91V90H232ZM250 91V90H249ZM262 91V90H261ZM146 92V91H145ZM186 91H184V93H185ZM208 92V91H207ZM206 92V93H207ZM211 92V91H210ZM212 92H214V91H212ZM264 92V91H263ZM124 93H126V92H124ZM124 93H122V94H124ZM155 93V92H154ZM153 93V94H154ZM178 93V92H177ZM130 94V93H129ZM164 94V93H163ZM167 94V93H166ZM169 94H170V92H169ZM168 94V95H169ZM174 94H175V91H174ZM174 94H173V97H174ZM196 94H197V92H196ZM210 94V93H209ZM222 94V93H221ZM228 94V93H227ZM250 94H252V93H250ZM155 95V94H154ZM172 94H170V96H171ZM183 95H185V94H183ZM229 95V94H228ZM106 96V95H105ZM160 96H162V94H160ZM159 96V99H161L162 97H160ZM167 96V95H166ZM176 96V95H175ZM186 96V95H185ZM191 96V95H190ZM196 96V95H195ZM253 96H254V94H253ZM253 96H251L250 95V97L251 98H255V97H253ZM133 97H135V95L133 96ZM132 97V98H133ZM158 97V96H157ZM179 97V96H178ZM197 98H198V96H196ZM214 97V96H213ZM155 98V97H154ZM175 98H177V97H175ZM180 98H182L181 96H180ZM197 98H195V99H197ZM204 98V97H203ZM222 98V97H221ZM225 98V97H224ZM223 98V99H224ZM226 98H227V96H226ZM96 99H100V101H96L95 102V100ZM106 99V98H105ZM112 99V98H111ZM192 99V98H191ZM200 99V98H199ZM202 99V98H201ZM214 99V98H213ZM227 99H230V98H227ZM226 99V100H227ZM134 100V104L133 105H135L136 104V102L135 101H141V100H139L138 98H137V100L136 99H132V101ZM167 100H169L168 98H167ZM177 100V99H176ZM183 100V99H182ZM188 100V99H187ZM186 100V101H187ZM203 100V99H202ZM208 100V99H207ZM111 101V100H110ZM137 101V102H138ZM146 101V100H145ZM165 101V100H164ZM170 101H172L171 99H170ZM169 101V102H170ZM175 101V100H174ZM198 99H197V104H198ZM245 101H250L251 103L253 102V101H251V99L249 98L248 100H245ZM104 102H106V100L104 101ZM144 102V101H143ZM185 102V101H184ZM205 102H207L206 100H205ZM211 102V101H210ZM216 102H218V101H216ZM250 102H247V104H249ZM146 103V102H145ZM168 103V102H167ZM182 103V102H181ZM208 103V102H207ZM230 103V102H229ZM100 104H102V106H100ZM121 104V103H120ZM119 104V105H120ZM141 104H143L142 102H141ZM190 104V103H189ZM217 104V103H216ZM222 104V103H221ZM247 104H245L246 106H247ZM254 104V103H253ZM256 104H257V102H256ZM136 105H138V106H141V105H139V104H136ZM208 105V104H207ZM214 105V104H213ZM105 106V105H104ZM148 106H150V105H148ZM196 106V105H195ZM219 106V105H218ZM250 108L252 107V106H250V104L248 105ZM91 107H93V111H91L90 109H91ZM154 107H156V106H154ZM213 107V106H212ZM227 107V106H226ZM231 107V106H230ZM254 107H255V105H254ZM105 108V107H104ZM123 108V107H122ZM157 108V107H156ZM210 108V107H209ZM209 108H207V110H209ZM243 108H245V106L244 107H242V109ZM256 108V107H255ZM255 108H251V109H253V111H255ZM124 109V108H123ZM129 110H130V108H128ZM146 109V108H145ZM232 109V108H231ZM242 109H241V112H242ZM102 111V113H101V111ZM131 110H132V108H131ZM203 110V109H202ZM213 110H215V109H213ZM247 110V109H246ZM257 110V109H256ZM258 110H259V108H258ZM263 110V109H262ZM107 112H109L110 111V109H109V111L108 110H106ZM138 111H140V109L138 110ZM142 112L144 111V107H143V109L141 110ZM140 111V112H141ZM221 111H223V110H221ZM227 111V110H226ZM248 111V113H249V111L250 110H247ZM183 112V111H182ZM204 112V111H203ZM208 112H210V111H208ZM259 112V111H258ZM169 113V112H168ZM212 113V112H211ZM229 113V112H228ZM247 112H246V114L247 115H249L250 116V114H248ZM260 113V112H259ZM259 113H257V114H259ZM105 114V113H104ZM107 114H109V113H107ZM180 114V113H179ZM191 114V113H190ZM224 114V113H223ZM225 114H226V112H225ZM231 114V113H230ZM246 114H244L243 113V115H245V117H246ZM260 114H262V113H260ZM217 115V114H216ZM84 116V115H83ZM118 116V115H117ZM136 116V115H135ZM145 116V117H144ZM144 116H142V117H144V119H142L141 121H144V120H150V115L149 114H146V113H144ZM151 116H152V114H151ZM190 116V115H189ZM197 116V115H196ZM206 116H208V114H206ZM211 116V115H210ZM225 116V115H224ZM226 116H227V114H226ZM249 116H248V118H249ZM79 117H81V114H80V116ZM123 117V116H122ZM230 117V116H229ZM121 118V117H120ZM180 118V117H179ZM206 118V117H205ZM210 118V117H209ZM212 118H213V116H212ZM224 118V117H223ZM252 118H254V117H252ZM80 119V118H79ZM141 119V118H140ZM152 119H155L154 117L153 118H151V120ZM214 119V118H213ZM218 120H219V118H217ZM224 119H227V117L226 118H224ZM229 119V118H228ZM249 119H251V118H249ZM81 120V119H80ZM99 120V119H98ZM127 120V119H126ZM137 120H138V123H139V119L137 118ZM184 121V120H183ZM208 121V120H207ZM224 121V120H223ZM222 121V122H223ZM227 121H229V120H227ZM250 121V120H249ZM263 121V120H262ZM79 122V121H78ZM124 122V121H123ZM145 122V121H144ZM156 122H158V121H156ZM162 122V121H161ZM160 122V123H161ZM168 122H171V120H169ZM25 123V122H24ZM28 122L26 121V124H27ZM47 123L49 124V122L47 121ZM83 123V122H82ZM228 123V122H227ZM252 123H254V121L252 120ZM54 124V123H53ZM52 124V125H53ZM80 124V123H79ZM162 124V123H161ZM250 124V123H249ZM29 125V124H28ZM31 125V124H30ZM33 126H34V124H32ZM78 125V124H77ZM85 125V124H84ZM164 125V124H163ZM253 125V124H252ZM251 125V126H252ZM81 126V125H80ZM100 126V125H99ZM169 126V125H168ZM262 126H264V124L262 125ZM35 127V126H34ZM91 127H94V126H91ZM96 127V126H95ZM157 127H159V124H158V126ZM162 127H165V125L164 126H162ZM166 127H167V125H166ZM173 127V126H172ZM175 127H178V126H175ZM211 127H213L214 128V126L213 125H211ZM216 127V126H215ZM243 127V126H242ZM249 127H250V125H249ZM253 127H256V126H253ZM45 128H47V130H48V128L49 127H45ZM44 128V130H46ZM51 128V127H50ZM132 128H134V127H132ZM146 128V127H145ZM212 128V129H213ZM246 128V127H245ZM56 129V128H55ZM82 129V128H81ZM81 129H78L79 131H81ZM156 129V128H155ZM217 129V128H216ZM29 130H31V128L29 129ZM69 130V129H68ZM136 130H138L137 128H136ZM157 130V129H156ZM176 129H174L173 131H175ZM178 130H179V128H178ZM185 130V129H184ZM215 130V129H214ZM247 130V129H246ZM51 131V130H50ZM49 130H48V133L50 132ZM169 131V130H168ZM171 131L172 130H170V133H171ZM177 131V130H176ZM175 131V132H176ZM181 131V130H180ZM179 131V132H180ZM251 131V130H250ZM138 132V131H137ZM166 132V131H165ZM173 133L174 135L176 134V133ZM187 132V131H186ZM186 132H183V133H185L186 134ZM252 132V131H251ZM29 133V132H28ZM27 133V134H28ZM68 133V132H67ZM190 133V132H189ZM196 133H198V132H196ZM44 134H45V132H44ZM100 135H101V133H99ZM132 134H135V133H132ZM159 134V133H158ZM169 134V133H168ZM181 135H182V132L180 133ZM30 135H32V134H30ZM53 135H54V131H53ZM167 136V138H163V136L161 137V138H159V141L158 142H163V141H165V140H169V139H173V137L175 138V136L176 135H179V134H176L175 136ZM191 135H193V134H191ZM43 134H40V137L38 138V143H39V147L40 148H43V149H46V152H48L51 148L50 147H48V146H46V148L44 147V140H45V138H43ZM84 136V135H83ZM138 136V135H137ZM184 136V135H183ZM188 137H190L189 136V134L187 135ZM194 136V135H193ZM195 136H196V134H195ZM1 137V136H0ZM33 137V136H32ZM55 137V136H54ZM57 137V136H56ZM79 137H80V135H79ZM78 137V138H79ZM133 137H134V135H133ZM151 137V136H150ZM149 137V138H150ZM180 138H182V136H179ZM178 137V138H179ZM6 138H4V139H6ZM34 138V137H33ZM49 138V137H48ZM51 138V137H50ZM85 138V137H84ZM100 138V137H99ZM98 138V139H99ZM128 138V137H127ZM131 138H132V136H131ZM192 138V137H191ZM245 138V137H244ZM2 139V138H1ZM0 139V140H1ZM53 139V138H52ZM151 139V138H150ZM184 139V138H183ZM189 139V138H188ZM193 139V138H192ZM205 139V138H204ZM225 139V138H224ZM254 139V138H253ZM54 140V139H53ZM94 139H81L80 138V145H81V147L83 146V145H85L86 143H88V142H92ZM174 140V139H173ZM172 140V141H173ZM194 140V142L196 141L195 139H193ZM198 140V139H197ZM245 140V139H244ZM4 141H7V140H3L2 142H4ZM50 141H51V139H50ZM63 141V143L65 144V140L63 139L62 140ZM148 141H150L149 139H148ZM224 141V140H223ZM242 141H243V138H242ZM251 141H252V139H251ZM154 142H156V141H153L152 140V142H149V144L150 143H154ZM230 142V141H229ZM245 142V141H244ZM35 143V141H31V144H34ZM50 143H52V148L54 147V143L53 142H50ZM157 143V142H156ZM176 143V142H175ZM174 143V144H175ZM234 143V142H233ZM252 143V142H251ZM49 144V143H48ZM69 145L70 143H66V145ZM74 144H76V143H74ZM73 144V146H75ZM78 144V143H77ZM173 144V145H174ZM195 144V143H194ZM197 144V143H196ZM195 144V145H196ZM227 144V143H226ZM229 144V143H228ZM242 144H244V143H242ZM30 145V144H29ZM36 145V144H35ZM50 145V144H49ZM67 145V146H68ZM71 145V144H70ZM178 142H177V144H175V146L173 147V148H177L178 147ZM255 145V144H254ZM257 145V144H256ZM42 146V147H41ZM51 146V145H50ZM67 146H66V148H65V146H64V148H60V150H61V152L58 154V155H63V151H64V149H67ZM90 146H92V148L90 147V149L89 150H92L93 148L95 149L96 148V145L92 142V143H90ZM192 146H193V143H192ZM192 146H189V147H191L190 148V150H192ZM199 146V145H198ZM251 146L252 145H247L246 146V149H248L249 151H250V149H251ZM259 146H261V145H258V147ZM2 147V146H1ZM6 147V146H5ZM27 147V148H26ZM34 147H37V145L36 146H34ZM33 147V148H34ZM57 147H58V145H57ZM70 147V146H69ZM68 147V148H69ZM86 147V146H85ZM89 147V146H88ZM88 147H86V150H88L87 148ZM147 147V146H146ZM146 147H144V149L146 148ZM159 147V146H158ZM187 147H188V145H187ZM206 147V146H205ZM72 148H74V147H72ZM79 148H80V146H79ZM83 148V147H82ZM81 148V149H82ZM132 148V147H131ZM134 148V147H133ZM154 148H157L156 146L154 147ZM172 148V147H171ZM256 148V147H255ZM3 149L4 148H2V152H5V151H3ZM9 149V148H8ZM54 149V148H53ZM52 149V150H53ZM79 150V151H82V150ZM198 149H199V147H198ZM226 149V148H225ZM240 149V148H239ZM262 149V148H261ZM5 150V149H4ZM7 150V149H6ZM48 150V151H47ZM55 150V149H54ZM53 150V151H54ZM69 150V149H68ZM143 150V149H142ZM199 150H201V147H200V149ZM243 150V149H242ZM7 151H10V150H7ZM6 151V152H7ZM38 151H40V149H38ZM78 150H76L75 152H79ZM83 151H85V150H83ZM144 151V150H143ZM151 151V150H150ZM158 151V150H157ZM166 151H168V150H166ZM204 150H202L201 152H203ZM212 151H214V150H212ZM244 151V150H243ZM243 151H242V153H243ZM247 151V150H246ZM41 153L40 154H42L43 152H45L44 150H43V152L42 151H40ZM54 152H57V150H55ZM91 153H92V151H90ZM102 152V151H101ZM174 152V151H173ZM192 152H193V150H192ZM200 152V153H201ZM245 152V151H244ZM248 152V151H247ZM256 152H257V150H256ZM31 153V152H30ZM38 153V152H37ZM36 153V154H37ZM81 153V152H80ZM87 153V152H86ZM99 153V152H98ZM163 153V152H162ZM210 153H212V152H210ZM258 153V152H257ZM5 154V153H4ZM25 154H27L28 155V153H25ZM34 154H35V152H34ZM39 154V153H38ZM38 154H37V156H38ZM39 154V155H40ZM45 156L47 155V157H48V155L50 154V152L49 153H43ZM42 154V155H43ZM54 154V153H53ZM53 154H51V155H53ZM67 154H68V152H67ZM74 154H76V153H74ZM214 153H212V155H213ZM1 155V154H0ZM9 154H7V156H8ZM18 155V156H17ZM31 155H33V152H32V154ZM57 155V154H56ZM113 155V154H112ZM157 155H158V153H157ZM161 155V154H160ZM165 155H168V153L167 152H165L164 153V156ZM183 155H185L186 156V153H184ZM215 155V154H214ZM248 155H250L249 153H248ZM263 155V154H262ZM2 156H3V153H2ZM5 156H6V154H5ZM6 156V157H7ZM9 156V157H10ZM37 156L35 157V156H33L34 158H37ZM75 156V155H74ZM148 156H150V154L148 155ZM159 156V155H158ZM164 156H162V157H164ZM174 156V155H173ZM171 156L172 158H174V157H177V155L176 156ZM179 156V155H178ZM184 156V158H186ZM9 157H7V158H9ZM10 157V158H11ZM29 157V156H28ZM27 157V158H28ZM42 156H39V160H37L36 159V162L37 161H39V162H41L40 161V158H41ZM46 157V158H47ZM104 157V156H103ZM167 156H165L164 157V160H165V158H166ZM188 157H190V156H188ZM187 157V158H188ZM256 157V156H255ZM24 158L25 159H22L21 158V160H26L27 161V163H28V167L29 166H31L32 168L35 166V165H33L32 166V164L30 163V162H28V160H27V158L25 157V155H24ZM42 158H44V161H45V163L46 164H48V162H49V160H47L45 157H42ZM61 158H63L64 159V156H62ZM58 159V160H60V163H61V161H63V159ZM68 158H69V155H68ZM148 158V157H147ZM146 158V159H147ZM171 158V159H172ZM258 158H259V156H258ZM57 159V158H56ZM145 159V160H146ZM17 160V159H16ZM16 160L15 161H13V162H16ZM20 160V161H21ZM43 160V159H42ZM48 162H47V161ZM57 160V161H58ZM73 160V161H72ZM72 162L71 163H73L72 164V166L74 165V168H76L75 170L76 171H78V172H81V173H83L84 172V170L85 169H87V168H89V167H94V166H92V164L91 163H88V161L82 156V155H78L77 154V156H76V158L75 157H73L72 158ZM176 160H178V159H176ZM43 161V162H44ZM64 161H66V160H64ZM142 161V160H141ZM261 161V160H260ZM22 162V161H21ZM39 162H38V164H39ZM56 162V161H55ZM55 162H52V164L53 163H55ZM66 162H68V161H66ZM69 162V163H70ZM255 162V161H254ZM19 163V162H18ZM44 163V166L46 165ZM57 163H59V162H57ZM56 163V166H59V165H61V164H63V162L61 163V164H57ZM172 163V162H171ZM242 163V162H241ZM13 164H16L17 165V163H13ZM41 164V163H40ZM39 164V165H40ZM102 164V163H101ZM108 164V163H107ZM173 164V163H172ZM22 165V164H21ZM42 165H43V163H42ZM42 165H40V167L42 166ZM54 165V164H53ZM11 166V165H10ZM13 166H15V165H13ZM27 166H25V168L27 167ZM49 166H51V165H49ZM48 166V167H49ZM55 166V165H54ZM55 166V167H56ZM139 166V165H138ZM15 167H18V166H15ZM14 167V168H15ZM46 167V166H45ZM45 167H43L42 166V168H40V169H42V170H40V173H38V178H36L35 176V174H34V171H36V168L37 167H35V170H34V168H33V170L34 171H30L29 169V172L30 173H28L29 174V176H27L26 174H24L23 176V178H21V180H22V183H23V188H24V193L23 194H25L26 196H28L27 197V199L25 200H22V201H25V202H23L22 204V206H20V207H24L25 206V209H27L26 211H27V213L26 212H24V213H26V218H25V214L23 215L24 217L22 218L23 220H24V222H25V224L24 225H27V226H25V227H27L26 229H25V232H24V226H23V232L25 233V235H23V236H25L24 238H26L24 241L26 242V245L29 243V244H31V246L33 247V250H34V254H35V256H36V258H37V260L39 261V262H45V264H52V258H53V250L51 249L50 250V246H51V244H52V240H48L47 242H46V238H47V236H48V234L45 232V230H40V225H39V227L38 226H36V225H38V224H36V222H35V219H34V216H33V212H32V208H31V205H32V203H33V200H30V202H28V204L26 203V201L27 200H29V196H30V191H33V188L35 187V188H37V186H34L33 187V184H34V182H36V180H37V182H38V179H39V182L41 183V181H42V178L44 179V180H46L47 181V183H44V184H46L45 186L47 187V185L48 186H53L52 188H54L55 187V185H52L53 183H55L56 182V179L58 178V176H54V180H51L52 178H50V179H47L46 178V176H48V178H49V174L48 173H50L51 171H55V170H51L50 172H48V173H46V175H44L45 173H44V171L43 170H45ZM47 167V168H48ZM54 167V168H55ZM60 167V166H59ZM58 167V168H59ZM57 168V167H56ZM55 168V169H56ZM61 168H63V166L61 167ZM22 170V172H21V170ZM51 169V168H50ZM65 169V168H64ZM90 169V168H89ZM244 169V168H243ZM2 170V169H1ZM15 170V169H14ZM13 170V171H14ZM18 170H20L19 171V173H23L24 172V168H20V167H18ZM27 170V169H26ZM91 171H92V169H90ZM89 170V172H91ZM97 170V169H96ZM115 170V169H114ZM138 170H140V169H138ZM41 171H42V173H44L43 175L41 174ZM47 171V170H46ZM17 173H18V171H16ZM26 172H28V171H25V173ZM59 172H60V170H59ZM88 172V171H87ZM115 172V171H114ZM92 173V172H91ZM90 173V174H91ZM39 174H41L42 175V177H39V176H41V175H39ZM73 174V173H72ZM90 174H89V176H90ZM183 174V173H182ZM227 174V173H226ZM20 175H22V174H20ZM27 177H26V176ZM51 175V174H50ZM53 175V174H52ZM69 175H70V173H69ZM76 175H78V173L77 174H73L72 176H73V178H75L76 177ZM147 175V174H146ZM68 176V175H67ZM75 176V177H74ZM101 176V175H100ZM57 177V178H56ZM60 177V176H59ZM207 177V176H206ZM206 177H204V178H202V180L203 179H205ZM229 177V176H228ZM56 178V179H55ZM107 178V182H106V180H105V182L107 183L106 185L108 186V187H112L113 185H112V180H114V179H112V178H110V177H106ZM189 178V177H188ZM13 179V178H12ZM41 179V180H40ZM102 179V178H101ZM62 180H64L63 181V183H65L66 181H68V179H66V181H65V178L63 177V179ZM100 180V179H99ZM205 180H207V179H205ZM54 181V182H53ZM82 181V180H81ZM86 181H87V179H86ZM253 181V180H252ZM36 182V183H37ZM43 182V181H42ZM45 182V181H44ZM60 182V181H59ZM84 182V181H83ZM152 182V181H151ZM209 182V181H208ZM259 182V181H258ZM16 183V182H15ZM14 183V184H15ZM21 183V184H22ZM61 184V183H59V185H56V187L57 186H61L62 187V185H64V184ZM67 183H69V182H67ZM67 183H66V185H67ZM86 183V182H85ZM174 183V182H173ZM196 183V182H195ZM58 184V183H57ZM61 184V185H60ZM80 184H81V182H80ZM129 184V183H128ZM150 184V183H149ZM152 184H154V183H151L150 185H152ZM220 184V183H219ZM252 184H254L253 182H252ZM258 184V183H257ZM42 185L43 184H41L40 186H39V188L41 189V187H42ZM65 185V186H66ZM79 185V184H78ZM149 185V186H150ZM166 185V183H164L163 185H162V187L163 186H165ZM168 185V184H167ZM194 185V184H193ZM196 185V184H195ZM45 186H44V188L43 189H41V190H44L45 189ZM68 186V189L66 190L65 189V187H64V189H63V187H62V189H63V191H64V193L66 192V191H68V194H66V195H70V192L72 193V188L73 187H77V185H75V186H73V185H71V184H68L67 185ZM97 186H99V185H97ZM153 186V185H152ZM157 186V185H156ZM161 186V185H160ZM169 186V185H168ZM250 186V185H249ZM55 187V188H56ZM70 187H72L71 189H70ZM101 187V186H100ZM108 187H106V189L108 190ZM151 187V186H150ZM150 187H148V188H150ZM154 187V186H153ZM159 187V186H158ZM157 187V188H158ZM166 187V186H165ZM164 187V188H165ZM170 187V186H169ZM191 188H192V185L190 186ZM194 187V186H193ZM9 188H11V187H9ZM32 188V189H31ZM38 188V189H39ZM67 188V187H66ZM156 188V187H155ZM167 189H168V187H166ZM195 188V187H194ZM194 188H193V191L195 192V190H194ZM39 189V190H40ZM69 189L71 190L70 192H69ZM74 189V188H73ZM3 190V189H2ZM39 190H36L37 192L39 191ZM48 190H50V189H46L45 190V192L46 191H48ZM127 190V189H126ZM135 190V189H134ZM148 190V189H147ZM219 190V189H218ZM224 188H220V192H221V194H222V192H224ZM4 191V190H3ZM35 191V190H34ZM58 191H59V189H58ZM79 191H80V189H79ZM91 191H93V190H91ZM96 191V190H95ZM152 191V190H151ZM154 191H155V189H154ZM158 191H159V189H158ZM161 191H163V193H164V189L163 190H161ZM168 191V190H167ZM192 191V192H193ZM5 192V191H4ZM7 192V191H6ZM6 192H5V198L6 199H4L3 197H1V198H3L4 200H6V202H5V204H3V207H2V204H0V209H1V211H0V215H1V213H2V215L1 216H5L6 218H8V219H11V218H13L14 217V215H15V213H16V211H18V209H19V207L18 208H15L16 206L15 205H13L12 204V199L10 198L11 196V194L10 193H8L7 195H6ZM42 192V191H41ZM44 192V193H45ZM56 192V191H55ZM74 192V191H73ZM76 193L75 194H72V195H76L77 194V191H75ZM124 192H126V191H124ZM191 192V193H192ZM237 192V191H236ZM235 192V193H236ZM43 193V192H42ZM47 193V192H46ZM46 193L44 194V195H46ZM49 193H51L50 191H49ZM79 193V192H78ZM92 193H94V192H92ZM133 193H135V192H133ZM146 193H147V191H146ZM150 193V192H149ZM172 193V192H171ZM228 193V192H227ZM231 193V192H230ZM0 194H1V192H0ZM4 194V193H3ZM22 194V195H23ZM53 194V193H52ZM58 194V193H57ZM64 194V195H65ZM90 194H91V192H90ZM89 194V195H90ZM181 194H183V192L181 193ZM196 194V193H195ZM219 194V193H218ZM47 195H48V193H47ZM46 195V197H48ZM55 195V194H54ZM59 195H61V193H59ZM63 195V196H64ZM65 195V196H66ZM89 195H87V197L89 196ZM94 195V194H93ZM111 195V194H110ZM223 195V194H222ZM233 195H234V193H233ZM24 196V195H23ZM71 196V195H70ZM73 196V200L72 201H74V199H77V198H75ZM86 196V195H85ZM150 196V195H149ZM227 196H228V194H227ZM232 196V195H231ZM25 197V196H24ZM32 197V196H31ZM36 196H34V198H35ZM57 197V196H56ZM139 197V196H138ZM143 197V196H142ZM222 197V196H221ZM230 197V196H229ZM12 198H13V196H12ZM67 198V197H66ZM69 198V197H68ZM133 198H135V197H133ZM132 198V199H133ZM45 199V198H44ZM49 199V198H48ZM59 199H60V197H59ZM70 199V198H69ZM81 199V198H80ZM168 199V198H167ZM170 199V198H169ZM189 199H191V198H189ZM196 199V198H195ZM219 199V198H218ZM35 200V199H34ZM38 200L39 199H37V202H38ZM46 200V199H45ZM52 200V199H51ZM50 200V201H51ZM82 200V199H81ZM196 200H198V199H196ZM196 200H195V202H196ZM203 201V199H200V201ZM209 200H211V199H209ZM214 200V199H213ZM226 200H228V198L226 199ZM61 201H62V199H61ZM77 201V200H76ZM79 201V200H78ZM78 201L75 203L74 202V204H77L78 203ZM135 201V200H134ZM163 201V200H162ZM204 201H205V199H204ZM219 201H220V199H219ZM219 201H218V203H219ZM243 201V200H242ZM131 202V201H130ZM193 202H194V199H193ZM208 202V200H206V203ZM214 202H215V200H214ZM221 203H223L222 201H220ZM24 203H26V204H24ZM30 203V204H29ZM35 203V202H34ZM34 203H33V205H34ZM50 203V202H49ZM48 203V204H49ZM51 203H52V201H51ZM125 203V202H124ZM128 203V202H127ZM141 203V202H140ZM184 203V202H183ZM36 204H38V203H36ZM41 204H42V202H41ZM40 204V205H41ZM48 204H45V205H48ZM67 205H68V203H66ZM138 205L137 206H139V203H137ZM186 204H187V202H186ZM19 205V204H18ZM64 205H65V202H64ZM63 205V206H64ZM72 205V204H71ZM128 205V204H127ZM178 205V204H177ZM183 205V204H182ZM206 205V204H205ZM221 205H223V204H221ZM44 206V205H43ZM43 206H39V207H37L38 209H40L41 210V208H43ZM79 206V205H78ZM121 206H122V204H121ZM120 206V207H121ZM126 206V205H125ZM187 206V205H186ZM231 206V205H230ZM35 207V206H34ZM33 207V208H34ZM159 207V206H158ZM232 207V206H231ZM46 208V207H45ZM43 209V211H46V209ZM83 208V207H82ZM122 208V207H121ZM143 208H145V207H143L142 206V209ZM176 208H177V206H176ZM176 208H174V209H176ZM187 208V207H186ZM22 209V210H21ZM20 209V211H23V208H21ZM24 209V210H25ZM117 209H119V208H117ZM178 209V208H177ZM176 209V210H177ZM182 209V208H181ZM199 209V208H198ZM198 209H194V208H192V211H190V212H194V214H193V216L195 217V216H197V217H204V216H201L200 215V213H202V212H200ZM213 209V208H212ZM40 210H38V212H40ZM71 210V209H70ZM120 211H121V209H119ZM139 210V209H138ZM146 209H144V211H145ZM37 211V210H36ZM120 211H118V213H120ZM140 211V210H139ZM187 211H188V209H187ZM202 211V210H201ZM218 211V210H217ZM126 212H130V211H126ZM146 212V211H145ZM212 211H210V213H211ZM23 213V212H22ZM21 213V214H22ZM72 213H74V212H72ZM123 213V212H122ZM122 213H120V214H122ZM173 213H175V211L173 212ZM180 212H178V214H179ZM187 213V212H186ZM35 214V213H34ZM39 214H41L40 215V217L41 218H43L42 217V213H39ZM38 214V215H39ZM48 214H49V212H48ZM155 214V213H154ZM176 214V213H175ZM184 214V213H183ZM183 214H182V216H183ZM251 214V213H250ZM20 215V214H19ZM37 215V216H38ZM82 215V214H81ZM129 215V214H128ZM130 215H131V213H130ZM130 215H129V218H130ZM142 215V214H141ZM225 215H227V214H225ZM224 215V216H225ZM232 215V214H231ZM0 216V217H1ZM21 216L22 215H20V218H21ZM43 216H44V214H43ZM52 216H54V215H52ZM52 216H49L48 215V218L49 217H52ZM120 216V215H119ZM147 216H148V214H147ZM172 216V215H171ZM177 216H179V215H177ZM248 216H249V214H248ZM5 217H3V219H5V222L7 221L6 220V218ZM78 217H79V215H78ZM82 217H83V215H82ZM88 217V216H87ZM123 217H124V215H123ZM188 217H192V216H190L189 214L187 215L186 214V219L188 218ZM229 217V216H228ZM38 217H36V219H37ZM47 218V215H45V218L44 219H48ZM53 218V217H52ZM154 218V217H153ZM182 217L181 216H179V217H177L176 219H177V222L178 223H184L183 222V220L181 219ZM185 218V217H184ZM209 218V217H208ZM3 219L1 220L2 222H3ZM44 219H39V220H41V221H43ZM73 219V217H71V220ZM75 219V218H74ZM74 219L72 220V221H74ZM146 219H149L148 217L146 218ZM152 219V218H151ZM165 219V218H164ZM170 219V218H169ZM193 219H195V218H193ZM197 219H199L200 220V218H197ZM204 219V218H203ZM203 219H201L200 220V222L201 221H203ZM232 219V218H231ZM19 220V219H18ZM21 220V219H20ZM53 220V219H52ZM52 220H51V222H52ZM70 220V219H69ZM79 220V219H78ZM77 220V221H78ZM119 220V219H118ZM124 220V219H123ZM188 220H190L189 218H188ZM188 220H186L187 222H189ZM205 220V219H204ZM207 220V219H206ZM234 221H235V219H233ZM237 220V219H236ZM38 221V220H37ZM45 221V220H44ZM54 221V220H53ZM76 221V220H75ZM76 221V222H77ZM96 220H94V222H95ZM100 221V220H99ZM99 221L97 222L98 224H99V226H100V224H102L101 222L99 223ZM121 221V220H120ZM158 221V220H157ZM163 221V220H162ZM167 221V220H166ZM233 221V222H234ZM240 221V220H239ZM2 222H0V224L2 225ZM21 222H23V221H21ZM20 222V223H21ZM23 222V223H24ZM58 223L60 222V221H57ZM57 222H56V225H55V229L57 228L56 226H58L57 225ZM71 222V221H70ZM80 222V221H79ZM103 222V221H102ZM154 222H155V219H154ZM161 222V221H160ZM169 222H171V221H169ZM219 222V221H218ZM23 223H22V225H23ZM50 222H48V224H49ZM96 223V222H95ZM123 223V222H122ZM121 223V224H122ZM174 223H176V220H175V222ZM186 223V222H185ZM184 223V224H185ZM193 223V222H192ZM212 223V222H211ZM211 223H209V224H211ZM214 223V222H213ZM217 223V222H216ZM236 223V222H235ZM244 223H245V221L243 222V224H242V226H240V228H238L237 227V230H239V231H241V233H246L245 231H247L246 229V227L247 226H245L244 225ZM40 224V223H39ZM43 224V223H42ZM45 224V223H44ZM44 224H43V226L42 227H45L44 226ZM70 224V223H69ZM76 224V223H75ZM74 224V225H75ZM121 224L120 225H118V226H116V227H114V226H112L111 228H105V227H97L98 229L96 230L95 228V234H96V238L97 239H100L99 240V242L102 244V246H100L101 244H98L97 246H100V248L102 249V250H100V252H102L103 253V250L104 251H106V249L105 248H107V250H108V253H107V251L105 252V253H107L106 255H105V253H104V255H105V259H101V260H99V261H101L100 263L99 262H97V261H95L96 263L95 264H129V262L132 260V264H150L151 263V260L150 259H148V260H146L143 256H142V254H141V250H143L144 251V249L145 248H147V247H145V246H148V245H150V244H148V237L150 236L151 238L153 237V239L154 240H151L152 242L154 241V242H156V243H158L159 244V248H160V250H165V248H167V250L169 249L170 251L172 250V254L174 253L173 251L175 250V248L174 247H172V245H175V244H170L169 242H167V243H165L166 242V237H165V234H163L162 235V233H159L158 231L157 232H155V230H153L152 228H151V226H149V225H144V224H141L139 227H132L130 224H129V226L130 227H132L131 229V233L130 234H124L123 232H122V230H124V229H122L123 227L121 226ZM156 224V223H155ZM159 224V223H158ZM164 224V223H163ZM171 224V223H170ZM190 224V223H189ZM215 224V223H214ZM0 225V227H2L3 225L5 226V223L3 222V225L1 226ZM50 225H51V223H50ZM49 225V226H50ZM65 225H67V224H65ZM103 225V224H102ZM101 225V226H102ZM161 225V224H160ZM195 225L197 226V222H196V220H195ZM205 225V224H204ZM218 225H220V224H218ZM218 225H217V227H218ZM231 225H233V223L231 224ZM247 225V224H246ZM21 226V225H20ZM71 226V225H70ZM172 226L174 227V225H171V230H172ZM203 226V225H202ZM202 226H201V228H202ZM235 226V225H234ZM47 227V226H46ZM72 227V226H71ZM122 227V228H121ZM153 227V226H152ZM184 227V226H183ZM186 227H188L189 228V225L188 226H186ZM186 227H184V228H186ZM192 227V226H191ZM208 227V226H207ZM229 227V226H228ZM228 227H226V228H228ZM231 227V226H230ZM233 227V226H232ZM39 228V229H38ZM85 228V227H84ZM115 228H117V230L115 229ZM127 228V227H126ZM183 228V229H184ZM196 228V227H195ZM205 228V227H204ZM226 228H224V229H226ZM182 229V225H181V228H180V230ZM191 229V231H194L195 229L194 228H190ZM234 229V228H233ZM0 230H1V228H0ZM169 230V229H168ZM170 230V231H171ZM174 230V229H173ZM172 230V231H173ZM4 231H6V229L4 228ZM11 232H12V230H10ZM170 231H168V232H170ZM165 232V231H164ZM183 233H184V231H182ZM53 233V232H52ZM61 233V232H60ZM99 233H101V234H99ZM173 233H174V231H173ZM173 233H171V234H168L167 236H169V235H172ZM179 233V232H178ZM205 233H207V232H204V234ZM222 233V232H221ZM249 233L251 234V238H254L253 239V241H255V235H256V231H249ZM59 234V233H58ZM57 234V235H58ZM62 234H64V233H62ZM70 234H72V232L70 233ZM177 234V233H176ZM194 234V233H193ZM192 234V235H193ZM8 238H9V236H8V233L7 234H5ZM4 235V236H5ZM93 235V234H92ZM173 235H175V234H173ZM182 235V233H180V235H179V237ZM185 235H187V234H185ZM200 235V234H199ZM4 236H2V233H0V239H1V241H0V264H4V263H10L11 264V262L12 261H14L12 264H15V263H17V264H19L18 263V261H15V260H9V261H7V260H5V258H6V256H7V259H9L8 258V254H10L11 252H12V250H11V248L10 247H12L13 249H15V246L13 247V243H11V245L9 244H6V242L4 241L5 240V238L3 239L2 237H4ZM5 236V237H6ZM85 236V235H84ZM83 236V237H84ZM197 237H198V235H196ZM195 236V237H196ZM201 236H202V234H201ZM6 237V238H7ZM15 237V236H14ZM59 237H60V235H59ZM65 237V236H64ZM170 237V236H169ZM175 237V236H174ZM174 237H170V238H173L174 239ZM179 237H178V240H179ZM193 237V236H192ZM232 237V236H231ZM11 238V237H10ZM61 238V237H60ZM63 238V237H62ZM61 238V239H62ZM87 238V237H86ZM93 238V237H92ZM92 238H90V239H92ZM150 238V239H151ZM170 238H168V239H170ZM188 238H190V237H187L186 239H188ZM259 238H261V237H259ZM12 239V238H11ZM11 239H8V243H10L11 242ZM46 239V240H45ZM173 239H171V241H173V242H175V240H176V237H175V239L173 240ZM181 239H182V237H181ZM223 239V238H222ZM3 240V241H2ZM67 240V239H66ZM178 240H177V242H178ZM189 241H187V240H185L184 241V243H183V245H182V248L184 249V248H187V247H191L192 246V242H190V239H188ZM221 240V239H220ZM16 241V240H15ZM95 241V240H94ZM151 241H149V243L151 242ZM170 241V242H171ZM181 241V240H180ZM180 241H179V243H180ZM243 241H245L244 239H242V242ZM22 242V241H21ZM82 243H84V240L83 241H81ZM90 242V241H89ZM103 242H105V245H106V247H104L103 246ZM188 242H190V243H188ZM88 243V242H87ZM86 243V244H87ZM155 243V244H156ZM179 243H177V244H179ZM206 243H207V241H206ZM22 244V243H21ZM25 244V243H24ZM28 244V245H29ZM93 243H89V247L91 248ZM147 244V245H146ZM213 244V243H212ZM218 244H219V242H218ZM14 245H15V243H14ZM17 245V244H16ZM27 245V246H28ZM79 245H81V244H79ZM83 245V244H82ZM193 245H194V243H193ZM206 245V244H205ZM258 245V244H257ZM257 245H256V248H257ZM260 245V244H259ZM262 245V244H261ZM260 245V246H261ZM21 247H23V245H20ZM61 246V245H60ZM60 246L58 247V248H60ZM200 246V245H199ZM212 246H214V244L212 245ZM263 246V245H262ZM261 246V247H262ZM70 247H71V245H70ZM95 247H96V245H95ZM102 247H104V249L102 248ZM193 247V246H192ZM202 247V246H201ZM204 248H205V246H203ZM207 248H208V246H206ZM210 247H211V245H210ZM260 247V248H261ZM92 248H94V247H92ZM150 248V247H149ZM194 248H195V245H194ZM206 248V249H207ZM229 249L230 250V252H231V254H233V256H232V259L233 260H236V256L237 255H235L236 254V252L238 251V244L233 240L232 242H229V243H227L223 248H221V249H219V251H218V255H220V257L219 258H217V255L215 256L214 254H213V256H212V260H207V262H205L206 264H213V263H215V261H214V258L216 257V263L218 264H222L223 262H224V258H225V254H224V250L225 249ZM72 249H73V247H72ZM86 249V248H85ZM88 249V248H87ZM174 249V250H173ZM200 249V248H199ZM205 249V250H206ZM255 249V248H254ZM84 250V249H83ZM147 250V249H146ZM158 250V249H157ZM185 250V249H184ZM189 249H187L186 251H188ZM204 250V251H205ZM208 250V249H207ZM14 251V250H13ZM69 251V250H68ZM76 251V250H75ZM97 251V250H96ZM178 251V250H177ZM180 251V250H179ZM258 250H256V252H257ZM4 252H6V253H4ZM21 252V251H20ZM19 252V254H21V253H23V252H21L20 253ZM73 252H74V250H73ZM89 252V251H88ZM93 252H95V251H93ZM99 252V253H100ZM175 252H176V250H175ZM190 252V251H189ZM12 253H14V252H12ZM71 253V252H70ZM144 253V252H143ZM204 253L205 252H203V254L202 255H204ZM216 253V252H215ZM253 253H255L254 251L252 252V254ZM16 254V253H15ZM15 254H13L14 256H16ZM75 254V253H74ZM79 254V253H78ZM81 254V257L79 256ZM78 256H79V258L80 259H82L83 261L84 260H86V261H84V262H86L85 264H90V263H92V262H94L92 259H90V258H85V256H86V254H85V256H84V254L81 252ZM90 254V253H89ZM145 254V253H144ZM143 254V255H144ZM188 254V253H187ZM206 254V253H205ZM26 255V254H25ZM73 255V254H72ZM71 255V256H72ZM97 255V254H96ZM104 255H103V257H104ZM182 255H185V253H182L181 254V256ZM200 255V254H199ZM198 255V256H199ZM201 255V256H202ZM20 256V255H19ZM57 256H59L58 254H57ZM56 256V257H57ZM70 256V255H69ZM77 256V257H78ZM90 256V255H89ZM93 256V255H92ZM95 256V255H94ZM98 256V255H97ZM102 256V255H101ZM166 256V255H165ZM12 256H11V254H10V258H11ZM87 257V256H86ZM100 257V256H99ZM102 257V258H103ZM171 257V256H170ZM167 257L166 258V262H165V264H174L176 261H174V258L173 257ZM262 257V256H261ZM35 258V259H36ZM72 258V257H71ZM93 258V257H92ZM131 259V260H128V259ZM194 258H197L195 261H197L199 258H201L200 256H199V258L198 257H194ZM34 259V258H33ZM57 259V258H56ZM67 258H65V256L61 259V262H60V264H64V262H65V260H66ZM74 259V258H73ZM76 259V261L78 262V261H81L80 259H77V258H75ZM100 259V258H99ZM181 259H183L182 257H181ZM203 260H204V257L202 258ZM201 259V260H202ZM165 260V259H164ZM176 260V259H175ZM246 260V259H245ZM264 260V259H263ZM37 261V262H38ZM56 261V260H55ZM70 261H72V259H70ZM83 261L81 262V264L83 263ZM182 261V260H181ZM194 261V260H193ZM205 261V260H204ZM262 261V260H261ZM74 262V261H73ZM73 262H72V264H73ZM236 262V261H235ZM7 263V264H8ZM80 263V262H79ZM182 263V262H181ZM200 263V262H199ZM204 263V264H205ZM251 263V262H250ZM253 263V262H252ZM258 262H256L255 264H257ZM36 264V263H35ZM56 264H58V263H56ZM66 264H68V261L66 262ZM71 264V263H70ZM93 264V263H92ZM175 264H178L177 262L175 263ZM200 264H203V262H201Z\"/></svg>", "mask_w": 264, "mask_h": 264}, {"label": "snow or ice", "instance_id": "6c2138e0", "mask_svg": "<svg viewBox=\"0 0 264 264\" xmlns=\"http://www.w3.org/2000/svg\"><path fill=\"white\" fill-rule=\"evenodd\" d=\"M0 7L3 8V11H0V40H3L5 48H11L14 46L13 44L14 37L18 36L22 29V22L21 20L17 19L16 16L17 11L20 12L21 16H25L26 13L24 12V9L27 8L30 10L32 9L33 5L31 3L17 4L14 2V0H6V2L3 5H0ZM71 7L76 12L75 19L77 23L81 27L87 28L91 23V19L86 14H83L79 11V6H71ZM83 7L87 9L89 7H94V6L84 5ZM92 19H94V17ZM261 26L262 28H264V18H262L261 20ZM247 32H248V27L244 25L242 22L240 28L237 31V34L240 35L241 41L245 39L244 33ZM84 38L93 39L94 37L90 33L85 32ZM260 42H261V50L262 52H264V34L261 35ZM235 56L237 58H239L240 56L239 47L236 48ZM53 264H55V262H53ZM129 264H131V261L129 262ZM230 264H244V262L243 260H241L237 262H230Z\"/></svg>", "mask_w": 264, "mask_h": 264}]
</instances>
